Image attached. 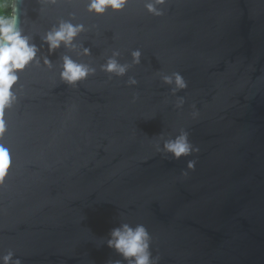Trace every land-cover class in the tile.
<instances>
[{
    "label": "water",
    "instance_id": "95a60500",
    "mask_svg": "<svg viewBox=\"0 0 264 264\" xmlns=\"http://www.w3.org/2000/svg\"><path fill=\"white\" fill-rule=\"evenodd\" d=\"M163 7L156 17L144 0H131L97 17L86 0H23L21 27L38 46L40 35L71 19L90 29L78 42L91 55L61 48L48 56L49 69L45 45L40 64L20 75L0 137L12 159L0 185V255L12 250L23 264H109L120 257L100 241L125 220L147 228L160 264H264V0ZM114 49L121 63L141 50L128 73L137 86L99 70ZM65 54L96 74L77 88L64 84ZM159 72L188 82L177 93L182 108ZM180 130L199 154L175 160L157 151L162 132ZM191 159L195 171L181 175Z\"/></svg>",
    "mask_w": 264,
    "mask_h": 264
},
{
    "label": "clouds",
    "instance_id": "9594fccd",
    "mask_svg": "<svg viewBox=\"0 0 264 264\" xmlns=\"http://www.w3.org/2000/svg\"><path fill=\"white\" fill-rule=\"evenodd\" d=\"M43 5H55L59 0H40ZM71 2V0H68ZM131 0H86L87 12L97 17L105 15L108 11L120 13L125 10ZM23 0H0V137L6 130L4 114L17 101L15 86L18 84L20 75L32 64L39 65L41 57L40 50L47 46L48 55L43 57V65L51 69L52 61L48 56L56 53L61 48L67 51H77V55L90 56L91 50L79 43L82 33L89 31L82 23H73L71 19H61L48 31L40 35L41 45L38 46L34 38L25 34L21 27L20 5ZM167 0H144L146 11L156 17L164 16ZM6 9V11H5ZM41 13L44 9L41 8ZM26 14V13H25ZM131 63H121V52L112 50L111 55H106L104 62L99 64V70L106 74L109 80L113 77L122 79L127 76L126 84L135 87L138 84L134 76H128L133 66L141 64L142 52L136 49L131 52ZM59 78L72 88H77L89 76L95 75L97 68L88 63L74 60L70 55L61 57ZM160 81L170 88V95L176 97L174 106L182 108L185 99L177 93L188 88V82L179 72L165 74L156 73ZM138 99L133 96V103ZM193 118L199 116L193 105ZM154 117V116H153ZM157 151L171 156L172 159L180 160L199 154V147L195 146L189 139V134L180 130L175 136L165 135L162 132L158 136ZM197 161L188 160L187 170L181 175L187 176L189 171H195ZM12 165L10 149L0 143V185L3 184L9 168ZM101 244L113 250L120 259L109 261V264H160L161 257L152 253V237L143 224H131L125 220L119 222V226L113 228L108 238L100 241ZM0 264H23L12 250L0 255Z\"/></svg>",
    "mask_w": 264,
    "mask_h": 264
},
{
    "label": "trees",
    "instance_id": "16d2710c",
    "mask_svg": "<svg viewBox=\"0 0 264 264\" xmlns=\"http://www.w3.org/2000/svg\"><path fill=\"white\" fill-rule=\"evenodd\" d=\"M5 11H6V9H5Z\"/></svg>",
    "mask_w": 264,
    "mask_h": 264
}]
</instances>
